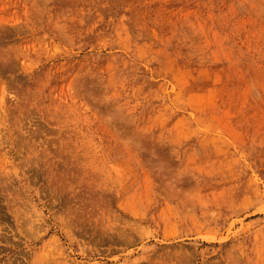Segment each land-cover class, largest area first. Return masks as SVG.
I'll use <instances>...</instances> for the list:
<instances>
[{"label": "rangeland", "instance_id": "rangeland-1", "mask_svg": "<svg viewBox=\"0 0 264 264\" xmlns=\"http://www.w3.org/2000/svg\"><path fill=\"white\" fill-rule=\"evenodd\" d=\"M0 264H264V0H0Z\"/></svg>", "mask_w": 264, "mask_h": 264}]
</instances>
